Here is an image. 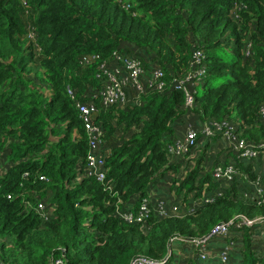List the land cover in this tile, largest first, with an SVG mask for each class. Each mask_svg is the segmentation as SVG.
I'll return each instance as SVG.
<instances>
[{"label": "trees", "instance_id": "trees-1", "mask_svg": "<svg viewBox=\"0 0 264 264\" xmlns=\"http://www.w3.org/2000/svg\"><path fill=\"white\" fill-rule=\"evenodd\" d=\"M23 1L0 0V264L160 260L174 237H202L239 215L264 218V203L246 196L258 177L264 184V158L219 142L226 155L209 162L222 133L199 134L204 145L192 157L171 151L179 125L213 121L264 146V0ZM196 51L205 73L189 85L187 105L182 82L195 74ZM121 53L149 74L161 68L165 87L130 91L125 104L95 99L106 169L99 181L86 175L90 137L77 100L103 88L97 75ZM220 164H234L233 180L214 177ZM164 179L179 211L125 221L120 211H137ZM206 194L217 196L208 202ZM238 235V264H264L251 230ZM174 262L173 253L166 264Z\"/></svg>", "mask_w": 264, "mask_h": 264}, {"label": "built area", "instance_id": "built-area-1", "mask_svg": "<svg viewBox=\"0 0 264 264\" xmlns=\"http://www.w3.org/2000/svg\"><path fill=\"white\" fill-rule=\"evenodd\" d=\"M25 6L28 5L26 0L23 1ZM203 54L201 51L195 52V74L190 75L186 82H182L186 88L187 105H193V97L189 88V85H195L196 80L204 75L205 67L201 62ZM97 77L103 82V88L89 101H80L76 98V93L73 89L69 88V95L77 100V108L80 111L84 126L89 134L90 150L87 156L86 175L95 177L99 181H103L106 177L105 169V154L101 148L103 145V130L95 120V114H98V106L95 99H100L105 105L111 104H125L129 100L130 91L143 92L150 85H155L158 90H163L165 87L164 72L161 68L153 66L150 74L147 73L146 68L143 66L141 60L137 57L129 56L127 54H116L114 63L106 64L102 67V71ZM137 101V100H135ZM264 115V107L262 109ZM195 124H188L183 137L173 147L172 152L177 156H187L190 152V156H194L199 146V134H202L204 138L214 136L217 133H222L225 140L229 143L230 147L237 151L242 157L252 158H264V146L255 148L248 144L244 139L238 138L234 133L233 127L227 124H221L217 121H213L210 124L203 126H194ZM237 173V168L234 164L218 165L215 167L213 174L214 177L222 181H231L234 179ZM255 191L252 195L248 193L246 196L252 198L255 201L264 203V184H262L261 177H258L254 182ZM206 201L210 202L214 200L217 194H206ZM155 199L154 193L151 196L145 197L137 211L125 210L120 211V215L127 222L145 223L152 210L161 217L170 215L174 212H178L180 206L178 203L167 201L166 199H156V206L151 208V204ZM200 201L194 203L198 205ZM46 204L40 202L37 206V211L43 215L45 212ZM249 228L252 232L253 247L258 250L259 255L264 256V218L259 216L255 218H249L245 215H239L235 220L229 222L217 224L212 230L199 238L193 240H187L184 238L174 237L170 241L168 254L160 259L153 260L146 257H138L133 260L132 264H166L170 256L174 253L173 246L175 243H182L188 245L194 254L201 260L217 259L222 264H228L230 262L231 252L237 246V239L234 238L241 230ZM218 238H226L227 241L216 250L212 243ZM56 264H63L61 260H57Z\"/></svg>", "mask_w": 264, "mask_h": 264}, {"label": "crops", "instance_id": "crops-1", "mask_svg": "<svg viewBox=\"0 0 264 264\" xmlns=\"http://www.w3.org/2000/svg\"><path fill=\"white\" fill-rule=\"evenodd\" d=\"M147 73L149 74V72H147ZM1 161L3 162V165H4V163L6 162L5 156L3 158L1 156ZM5 165H6V163H5ZM3 167H5V166H3ZM166 182H167V180H166ZM165 184L166 183H165V179H164V182L159 183L157 188L153 191L154 195H156V196L162 195L161 197L168 198V196H169L168 190L165 189L167 187ZM160 199H163V198H160ZM234 238L239 240V241L241 240L240 236L238 234L235 235ZM226 241H227L226 238H218L212 243V246L216 250H219V248L224 246ZM239 241L237 242V246L231 252L232 256L230 257V262L228 264H238V259H239L238 254H240L239 249H238ZM173 251H174V253L177 252V255L175 256V259L177 258V260H175V264H180V263L192 264L190 261L191 259H196L197 261H199L198 264H222L217 259H207L206 261L201 260L199 257H197L194 254V252L191 250V248L188 245H185L182 243H178V242L175 243L173 246ZM194 264H196V263L194 262Z\"/></svg>", "mask_w": 264, "mask_h": 264}, {"label": "rangeland", "instance_id": "rangeland-1", "mask_svg": "<svg viewBox=\"0 0 264 264\" xmlns=\"http://www.w3.org/2000/svg\"><path fill=\"white\" fill-rule=\"evenodd\" d=\"M230 53L232 54V50L230 49ZM230 53H228V55H229V58H231V55H230ZM192 122H195V121H192ZM194 124V123H193ZM186 124H184V125H179V131H180V133L181 134H184V132H185V130H186ZM195 126V125H194ZM204 140V139H203ZM203 140H201L200 142H199V145H200V147H202L203 145H204V143H203ZM219 142H221V143H225V142H227V140H225V138L224 139H221V140H218V141H215V140H212L211 141V155H212V157H213V159H210V161L209 162H211V161H213L214 159H215V155L216 154H219V155H221V149H222V146H220V147H217V143H219ZM203 143V144H202ZM223 147H226V146H223ZM215 154V155H214ZM223 154V156L224 155H226V154H224V153H222ZM208 162V163H209ZM167 180V179H166ZM167 182H170V181H168L167 180ZM165 189H167L168 191H169V188L168 187H166ZM168 195H169V192H168ZM156 196V195H155ZM162 195H159V196H157V198H163V199H166V197H161ZM171 196H172V199L171 200H173V199H175L176 197H175V193H172L171 194ZM170 200V201H171ZM238 241V240H237ZM177 255V252H175L174 253V258H175V256ZM175 260H177V258L175 259ZM171 263H173V261H171ZM170 263V264H171ZM175 263V262H174ZM180 264H185V263H180Z\"/></svg>", "mask_w": 264, "mask_h": 264}, {"label": "water", "instance_id": "water-1", "mask_svg": "<svg viewBox=\"0 0 264 264\" xmlns=\"http://www.w3.org/2000/svg\"><path fill=\"white\" fill-rule=\"evenodd\" d=\"M97 117H98V114L96 113V114H95V118L97 119Z\"/></svg>", "mask_w": 264, "mask_h": 264}]
</instances>
